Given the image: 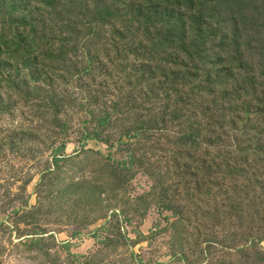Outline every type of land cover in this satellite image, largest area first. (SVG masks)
Instances as JSON below:
<instances>
[{
  "label": "rangeland",
  "instance_id": "374dc122",
  "mask_svg": "<svg viewBox=\"0 0 264 264\" xmlns=\"http://www.w3.org/2000/svg\"><path fill=\"white\" fill-rule=\"evenodd\" d=\"M0 264H264V0H0Z\"/></svg>",
  "mask_w": 264,
  "mask_h": 264
},
{
  "label": "trees",
  "instance_id": "16d2710c",
  "mask_svg": "<svg viewBox=\"0 0 264 264\" xmlns=\"http://www.w3.org/2000/svg\"><path fill=\"white\" fill-rule=\"evenodd\" d=\"M192 1H194V0H192ZM158 7H159L160 9H162V11H163V10H167L165 7H162V8H161V6H158ZM176 20H177V21H176ZM176 20H175V22H176L177 25L179 26V27L177 26L176 29H179V28L181 27V25H180V21H179V19H176ZM218 59H219V58H218Z\"/></svg>",
  "mask_w": 264,
  "mask_h": 264
}]
</instances>
